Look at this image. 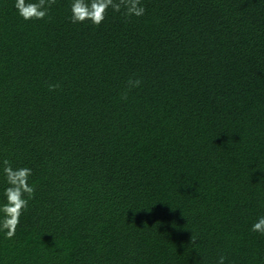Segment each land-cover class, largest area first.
Here are the masks:
<instances>
[{"label":"trees","instance_id":"trees-1","mask_svg":"<svg viewBox=\"0 0 264 264\" xmlns=\"http://www.w3.org/2000/svg\"><path fill=\"white\" fill-rule=\"evenodd\" d=\"M141 3L0 0V159L34 185L2 264H264V0Z\"/></svg>","mask_w":264,"mask_h":264},{"label":"clouds","instance_id":"clouds-1","mask_svg":"<svg viewBox=\"0 0 264 264\" xmlns=\"http://www.w3.org/2000/svg\"><path fill=\"white\" fill-rule=\"evenodd\" d=\"M53 2L12 0V8L23 21H39L48 15ZM109 10L124 17H142L145 12L141 0H68L67 18L72 24L99 26ZM128 84L137 87L140 81L130 79ZM31 176V167L13 166L8 157L0 159V240H11L16 235L21 214L34 191ZM250 231L264 236V213L251 222ZM215 264H226V256L218 255Z\"/></svg>","mask_w":264,"mask_h":264}]
</instances>
